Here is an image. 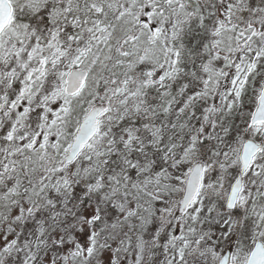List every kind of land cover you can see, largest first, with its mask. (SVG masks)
Segmentation results:
<instances>
[{
  "label": "snow or ice",
  "instance_id": "obj_1",
  "mask_svg": "<svg viewBox=\"0 0 264 264\" xmlns=\"http://www.w3.org/2000/svg\"><path fill=\"white\" fill-rule=\"evenodd\" d=\"M0 264H264V0H0Z\"/></svg>",
  "mask_w": 264,
  "mask_h": 264
}]
</instances>
